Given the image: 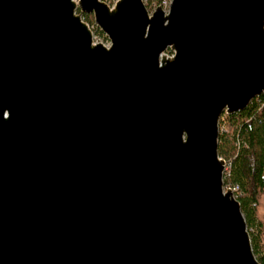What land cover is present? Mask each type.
<instances>
[{"label": "water", "instance_id": "water-1", "mask_svg": "<svg viewBox=\"0 0 264 264\" xmlns=\"http://www.w3.org/2000/svg\"><path fill=\"white\" fill-rule=\"evenodd\" d=\"M263 24L264 0H0V264H259L217 134L264 90Z\"/></svg>", "mask_w": 264, "mask_h": 264}, {"label": "trees", "instance_id": "trees-1", "mask_svg": "<svg viewBox=\"0 0 264 264\" xmlns=\"http://www.w3.org/2000/svg\"><path fill=\"white\" fill-rule=\"evenodd\" d=\"M152 3L160 5L161 0H146L147 6ZM81 17L90 22L92 15L81 13ZM261 99L262 95H257L242 110L219 115L217 154L226 162L222 184L235 187L233 194L244 215L253 254L259 264H264V104L261 105Z\"/></svg>", "mask_w": 264, "mask_h": 264}, {"label": "rangeland", "instance_id": "rangeland-1", "mask_svg": "<svg viewBox=\"0 0 264 264\" xmlns=\"http://www.w3.org/2000/svg\"><path fill=\"white\" fill-rule=\"evenodd\" d=\"M105 3H107L109 6L113 5L115 0H102ZM148 10V12H150L151 10L154 9V7L156 6L154 3H152L150 6H147L146 4V0H142ZM170 0H161V6L164 10L167 9L168 3ZM89 14V13H87ZM91 14V13H90ZM92 15V14H91ZM82 18V17H81ZM83 20V19H82ZM86 22V21H85ZM90 31H91V35H92V41L94 42H100L104 45H106L107 43H109L108 38L106 37V35L99 29V27L95 24V22L93 21V16L91 17V21L90 22H86ZM101 31V32H99ZM166 52V51H165ZM247 228V227H246Z\"/></svg>", "mask_w": 264, "mask_h": 264}, {"label": "built area", "instance_id": "built-area-1", "mask_svg": "<svg viewBox=\"0 0 264 264\" xmlns=\"http://www.w3.org/2000/svg\"><path fill=\"white\" fill-rule=\"evenodd\" d=\"M263 30H264V24H263ZM91 39H92V35H91ZM92 42L94 43V41H92ZM108 44L109 43H107L105 46H107ZM166 54L170 55V53L167 52V51H166ZM259 95H262V99H261L260 103H261V105H263L264 104V90ZM220 158L224 161V166H223V170H222V176H223V174L226 173V162H225V160L222 157H220ZM222 187H223V189H230L232 191V194H233V191L235 189V187H229V186L225 187V186H223V184H222ZM233 196H234V194H233Z\"/></svg>", "mask_w": 264, "mask_h": 264}, {"label": "bare ground", "instance_id": "bare-ground-1", "mask_svg": "<svg viewBox=\"0 0 264 264\" xmlns=\"http://www.w3.org/2000/svg\"><path fill=\"white\" fill-rule=\"evenodd\" d=\"M237 199V198H236Z\"/></svg>", "mask_w": 264, "mask_h": 264}, {"label": "flooded vegetation", "instance_id": "flooded-vegetation-1", "mask_svg": "<svg viewBox=\"0 0 264 264\" xmlns=\"http://www.w3.org/2000/svg\"><path fill=\"white\" fill-rule=\"evenodd\" d=\"M171 53V52H170Z\"/></svg>", "mask_w": 264, "mask_h": 264}]
</instances>
